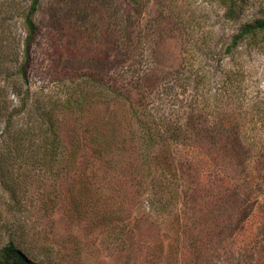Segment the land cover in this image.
<instances>
[{
  "label": "rangeland",
  "instance_id": "374dc122",
  "mask_svg": "<svg viewBox=\"0 0 264 264\" xmlns=\"http://www.w3.org/2000/svg\"><path fill=\"white\" fill-rule=\"evenodd\" d=\"M30 2L0 0V85L15 107L13 61L15 53L21 59ZM236 3L238 18L228 20L214 0H39L30 97L15 124H33L36 107L55 108L65 156L51 171L15 163L25 193L19 208L0 176V248L12 242L39 264H256L263 257L264 48L248 40L225 48L242 25L264 18V0ZM114 14L128 15L144 38L141 69L158 88L171 87L186 131L148 172H137L132 148L109 167L86 139L87 128L108 125L120 132L115 140L130 137L126 107L94 83L106 85L111 64L124 58L109 46ZM80 89L88 102L76 115Z\"/></svg>",
  "mask_w": 264,
  "mask_h": 264
},
{
  "label": "trees",
  "instance_id": "16d2710c",
  "mask_svg": "<svg viewBox=\"0 0 264 264\" xmlns=\"http://www.w3.org/2000/svg\"><path fill=\"white\" fill-rule=\"evenodd\" d=\"M224 8V18L236 20L238 18L236 0H214ZM39 0H31L30 5L24 15V25L27 34L24 38L22 55L15 53V71L12 74L11 93L16 96L20 103L18 106H12L11 100L6 94L5 86L0 85V122L4 125L0 130V176L3 178L4 185L13 201V206H21L22 188L21 181L13 177L12 168L16 162L36 166L40 170L51 171L54 166L59 164L65 156V146L60 139L59 130L53 120L56 113L55 108L46 109V107H36L37 119L34 123L26 124L25 128L18 127L15 119L19 117L27 107L29 100V81L27 68L30 63V46L34 39L35 24L33 16L37 10ZM128 15L124 18L113 15L109 19V37L110 50L119 52L124 58L111 64V75L107 79V84L94 81L98 94L102 95L103 90L112 98V101L119 102L124 107V116L132 124L129 130V139L118 137L115 126L108 130L103 127H90L86 129L87 141L91 150L99 156V159L114 167L118 161L119 151L134 149V158L137 172L150 171L153 161H158L159 154L165 152L168 157L172 152V146L180 134L185 133L182 125H178V120L174 114L171 87L158 85L150 76L142 71V63L145 60V48L143 37L131 30L128 21ZM121 23L125 26L122 27ZM248 40L250 44L258 48H264V18L256 19L253 22L241 26L239 31L233 35L230 44L225 48L226 53H230L233 48ZM1 47H6L2 38ZM0 47V73L5 68V53ZM139 78L137 79V76ZM135 88H133V86ZM131 86V87H130ZM94 88V87H93ZM128 92L129 96L123 95ZM81 92L76 98V115L84 111L87 101V94ZM135 99H131V97ZM120 105V106H121ZM134 122V124L132 123ZM135 124L137 127H135ZM103 126V125H101ZM109 128V127H108ZM85 139V140H86ZM136 142V143H135ZM76 146V148H74ZM71 145L69 149V159L73 162L74 152L78 144ZM235 146H233V149ZM130 153V152H127ZM166 158V157H165ZM168 159V158H167ZM25 195V193H23ZM19 208V207H18ZM207 242L206 240L199 241ZM261 248V247H260ZM262 249V248H261ZM263 257L256 260V264H264ZM214 258V257H213ZM0 264H39L31 260L26 253L12 242L5 244L0 248Z\"/></svg>",
  "mask_w": 264,
  "mask_h": 264
}]
</instances>
